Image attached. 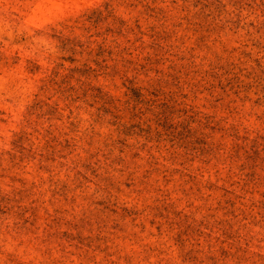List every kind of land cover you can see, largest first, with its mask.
<instances>
[{
  "label": "rangeland",
  "instance_id": "rangeland-1",
  "mask_svg": "<svg viewBox=\"0 0 264 264\" xmlns=\"http://www.w3.org/2000/svg\"><path fill=\"white\" fill-rule=\"evenodd\" d=\"M0 264H264V0H0Z\"/></svg>",
  "mask_w": 264,
  "mask_h": 264
}]
</instances>
